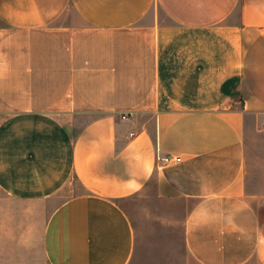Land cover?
<instances>
[{
	"label": "crops",
	"instance_id": "obj_1",
	"mask_svg": "<svg viewBox=\"0 0 264 264\" xmlns=\"http://www.w3.org/2000/svg\"><path fill=\"white\" fill-rule=\"evenodd\" d=\"M0 257L264 264V0H0Z\"/></svg>",
	"mask_w": 264,
	"mask_h": 264
},
{
	"label": "rangeland",
	"instance_id": "obj_2",
	"mask_svg": "<svg viewBox=\"0 0 264 264\" xmlns=\"http://www.w3.org/2000/svg\"><path fill=\"white\" fill-rule=\"evenodd\" d=\"M247 186L248 195L253 196L251 198L256 202L255 196L260 192L256 170L250 174ZM126 208L128 212H130L132 218L141 225L140 227H142L143 234H145V243L148 242V228L155 226L157 229L152 228L150 232L153 234L165 235V239L168 238V245L175 247L182 245L178 238L180 236V223L182 221L180 206H166L158 201H150L146 197H140ZM164 222L174 226L171 229H162L159 224ZM179 249L181 252L185 253L184 250H181V247H179ZM137 259L140 264H195L191 257H137ZM0 264L48 263L45 261L44 257H0Z\"/></svg>",
	"mask_w": 264,
	"mask_h": 264
},
{
	"label": "built area",
	"instance_id": "obj_3",
	"mask_svg": "<svg viewBox=\"0 0 264 264\" xmlns=\"http://www.w3.org/2000/svg\"><path fill=\"white\" fill-rule=\"evenodd\" d=\"M159 159V161H161V162H163V163H170V162H172V161H174V159L172 158V157H164V158H158ZM176 161H181V159L180 158H176L175 159Z\"/></svg>",
	"mask_w": 264,
	"mask_h": 264
}]
</instances>
